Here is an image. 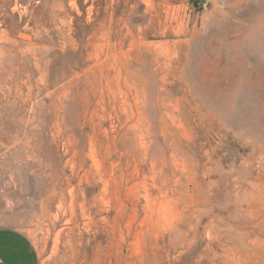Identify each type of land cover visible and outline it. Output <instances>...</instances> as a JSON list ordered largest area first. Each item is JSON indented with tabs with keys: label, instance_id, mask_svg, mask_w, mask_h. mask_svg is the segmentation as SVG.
Segmentation results:
<instances>
[{
	"label": "rangeland",
	"instance_id": "obj_1",
	"mask_svg": "<svg viewBox=\"0 0 264 264\" xmlns=\"http://www.w3.org/2000/svg\"><path fill=\"white\" fill-rule=\"evenodd\" d=\"M0 0V226L40 264H264V0Z\"/></svg>",
	"mask_w": 264,
	"mask_h": 264
},
{
	"label": "crops",
	"instance_id": "obj_2",
	"mask_svg": "<svg viewBox=\"0 0 264 264\" xmlns=\"http://www.w3.org/2000/svg\"><path fill=\"white\" fill-rule=\"evenodd\" d=\"M0 264H40L30 236L15 228L0 226Z\"/></svg>",
	"mask_w": 264,
	"mask_h": 264
},
{
	"label": "trees",
	"instance_id": "obj_3",
	"mask_svg": "<svg viewBox=\"0 0 264 264\" xmlns=\"http://www.w3.org/2000/svg\"><path fill=\"white\" fill-rule=\"evenodd\" d=\"M200 3L202 2V0L199 1Z\"/></svg>",
	"mask_w": 264,
	"mask_h": 264
}]
</instances>
